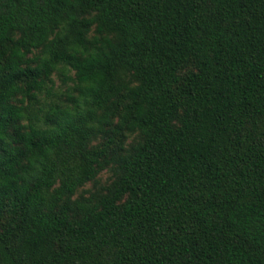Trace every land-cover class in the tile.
Segmentation results:
<instances>
[{
	"label": "trees",
	"instance_id": "16d2710c",
	"mask_svg": "<svg viewBox=\"0 0 264 264\" xmlns=\"http://www.w3.org/2000/svg\"><path fill=\"white\" fill-rule=\"evenodd\" d=\"M0 264H264V0H0Z\"/></svg>",
	"mask_w": 264,
	"mask_h": 264
},
{
	"label": "rangeland",
	"instance_id": "374dc122",
	"mask_svg": "<svg viewBox=\"0 0 264 264\" xmlns=\"http://www.w3.org/2000/svg\"><path fill=\"white\" fill-rule=\"evenodd\" d=\"M54 82H55L56 89H60V90H63V89H64V87L62 86L60 80H59L56 76H54ZM98 178H99V182H100L102 185H105V184H107V183L110 181V178H111V177H110V172H108V171H104V172H102V173L99 175ZM91 186H92V184H87L83 189H81V190L79 191V193H82V192H84V191L90 189Z\"/></svg>",
	"mask_w": 264,
	"mask_h": 264
}]
</instances>
